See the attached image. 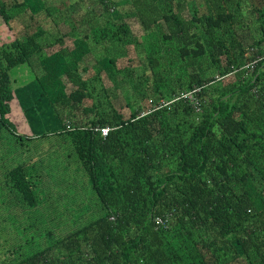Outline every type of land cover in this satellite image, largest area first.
<instances>
[{
  "label": "trees",
  "instance_id": "1",
  "mask_svg": "<svg viewBox=\"0 0 264 264\" xmlns=\"http://www.w3.org/2000/svg\"><path fill=\"white\" fill-rule=\"evenodd\" d=\"M0 19V264H264V0H0ZM25 76L50 131L14 123Z\"/></svg>",
  "mask_w": 264,
  "mask_h": 264
},
{
  "label": "rangeland",
  "instance_id": "2",
  "mask_svg": "<svg viewBox=\"0 0 264 264\" xmlns=\"http://www.w3.org/2000/svg\"><path fill=\"white\" fill-rule=\"evenodd\" d=\"M52 1H55V0H52ZM119 2H120V4L123 3L124 5H126V0H119ZM1 23H2V20L0 19V25H1ZM102 23H103L102 19H98L97 22L95 21V24L102 25ZM132 26L134 27L133 29H136V32L139 30L138 25H136L135 23H133ZM1 30H2V28L0 27V31ZM16 30L21 31L17 27H16ZM120 49H122V48L121 47L119 48V50L117 51L118 53L121 51ZM114 50L116 51V48H114L113 50L111 49L108 52V55L112 56L113 53H115ZM95 54L100 59L102 57H104V55H103L104 53L101 50H97ZM140 55H141L140 47L135 48V50H133L132 47H129L127 54L124 55V57L119 58L118 65L124 66V65L129 64V65H132L133 67L137 68L139 66V56ZM39 74L40 75L43 74V71H39ZM34 81H35L34 76H32L31 78H28L25 76V80H24V78H18L17 79V83L15 85V90L17 93L18 100H17V102L15 101V104H14L15 107H14V112H13V120L17 126V129L19 131H22V132H27V133L31 132L32 133V130H34V131L35 130L50 131L51 128H53L54 126L50 127L51 125H50V117L49 116H46V117H42V116L37 117L36 115L32 116L29 110H25L30 105L36 104L39 100V99L37 100V98L33 95V93L29 92L28 89L26 88V87H28L31 91H34L36 89V86L34 85ZM24 95L27 96V99H26V97H24V100H23ZM122 95H123V93L119 92L120 98L122 97ZM18 101H20L21 104ZM120 102H121V100H117V105H119ZM24 114L26 116H24Z\"/></svg>",
  "mask_w": 264,
  "mask_h": 264
},
{
  "label": "built area",
  "instance_id": "3",
  "mask_svg": "<svg viewBox=\"0 0 264 264\" xmlns=\"http://www.w3.org/2000/svg\"><path fill=\"white\" fill-rule=\"evenodd\" d=\"M255 63H256V61L250 63L249 65H246L245 68L250 70V69L253 68V65H254ZM183 97H184V98H189V99H191V98H192V93L184 94ZM95 130H96V131H100V133H101V135H102L103 137H106L107 134H108V132H109V128H108V127H105V128H97V129H95ZM155 221H156L157 224H159V225H162V226H166V225H167V224H166V221H165L164 219L160 218V217L155 218Z\"/></svg>",
  "mask_w": 264,
  "mask_h": 264
},
{
  "label": "crops",
  "instance_id": "4",
  "mask_svg": "<svg viewBox=\"0 0 264 264\" xmlns=\"http://www.w3.org/2000/svg\"><path fill=\"white\" fill-rule=\"evenodd\" d=\"M28 95H29V94H28ZM24 97H26V99H27V96H26V95H24V96H23V100H24ZM25 101H26V100H25Z\"/></svg>",
  "mask_w": 264,
  "mask_h": 264
}]
</instances>
